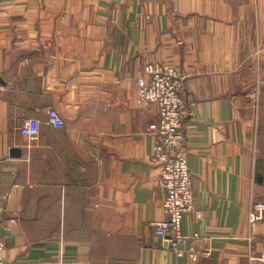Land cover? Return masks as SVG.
Instances as JSON below:
<instances>
[{"label": "crops", "instance_id": "0c3cea01", "mask_svg": "<svg viewBox=\"0 0 264 264\" xmlns=\"http://www.w3.org/2000/svg\"><path fill=\"white\" fill-rule=\"evenodd\" d=\"M184 77L195 262L166 248L149 62ZM65 120L56 128L47 111ZM40 134L21 132L26 118ZM264 0H0V238L8 264H264ZM200 211V215L196 213ZM187 248V244L184 245Z\"/></svg>", "mask_w": 264, "mask_h": 264}, {"label": "built area", "instance_id": "2783aa9c", "mask_svg": "<svg viewBox=\"0 0 264 264\" xmlns=\"http://www.w3.org/2000/svg\"><path fill=\"white\" fill-rule=\"evenodd\" d=\"M184 78L170 65L154 61L144 67L138 79V103L148 108L158 105V120L148 130L154 134L155 144L152 162L160 168V186L165 192L163 209L166 218L154 223L155 233L164 240L166 248L178 256L187 255L195 262L212 252L210 238L198 244L199 234L183 232L184 216L194 210L192 174L189 168L186 148L184 115L187 102L183 97ZM49 122L56 128H63L65 120L56 108L47 111ZM41 121L26 118L21 132L33 139L40 134ZM3 211L0 209V216ZM200 215V211H196ZM264 218V201H253L249 221L251 224ZM187 244V248L184 245ZM5 242L0 238V264L5 259Z\"/></svg>", "mask_w": 264, "mask_h": 264}, {"label": "rangeland", "instance_id": "374dc122", "mask_svg": "<svg viewBox=\"0 0 264 264\" xmlns=\"http://www.w3.org/2000/svg\"><path fill=\"white\" fill-rule=\"evenodd\" d=\"M176 68V67H175ZM177 69V68H176ZM178 70V69H177ZM179 72V71H178ZM179 74L181 75V76H183L180 72H179ZM184 78V77H183ZM138 79H139V76H138V78H137V103H138ZM184 87H185V84H184ZM183 90H184V88H183ZM182 94H183V91H182ZM183 97H184V94H183ZM185 98V97H184ZM186 100V99H185ZM187 102V101H186ZM139 104V103H138ZM153 105V104H152ZM139 106L140 107H142L140 104H139ZM151 106V105H150ZM158 106V105H157ZM142 108H144V107H142ZM146 109V108H145ZM186 111H187V108H186ZM186 113V112H185ZM184 119H185V115H184ZM150 126V125H149ZM149 128V127H148Z\"/></svg>", "mask_w": 264, "mask_h": 264}]
</instances>
